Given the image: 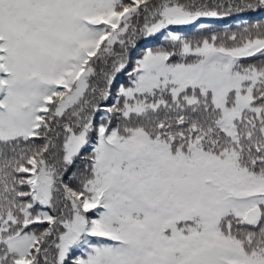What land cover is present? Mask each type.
<instances>
[{
    "label": "snow or ice",
    "instance_id": "6c2138e0",
    "mask_svg": "<svg viewBox=\"0 0 264 264\" xmlns=\"http://www.w3.org/2000/svg\"><path fill=\"white\" fill-rule=\"evenodd\" d=\"M0 264H264V0H0Z\"/></svg>",
    "mask_w": 264,
    "mask_h": 264
},
{
    "label": "trees",
    "instance_id": "16d2710c",
    "mask_svg": "<svg viewBox=\"0 0 264 264\" xmlns=\"http://www.w3.org/2000/svg\"><path fill=\"white\" fill-rule=\"evenodd\" d=\"M247 19H249V17L245 16V17L242 18L241 21H237L235 18L229 17V18H226L223 21H207V23L212 24V26L216 30L221 31V32L227 26H230L231 30L236 31L237 30V28H236L237 23L238 22H243V20H247Z\"/></svg>",
    "mask_w": 264,
    "mask_h": 264
}]
</instances>
